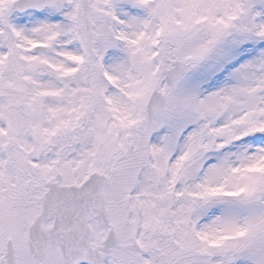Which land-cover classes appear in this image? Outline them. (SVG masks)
<instances>
[{"label": "snow or ice", "instance_id": "6c2138e0", "mask_svg": "<svg viewBox=\"0 0 264 264\" xmlns=\"http://www.w3.org/2000/svg\"><path fill=\"white\" fill-rule=\"evenodd\" d=\"M0 264H264V0H0Z\"/></svg>", "mask_w": 264, "mask_h": 264}]
</instances>
